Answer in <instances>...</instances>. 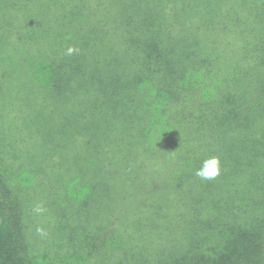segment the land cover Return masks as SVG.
Returning <instances> with one entry per match:
<instances>
[{"label": "trees", "instance_id": "trees-1", "mask_svg": "<svg viewBox=\"0 0 264 264\" xmlns=\"http://www.w3.org/2000/svg\"><path fill=\"white\" fill-rule=\"evenodd\" d=\"M4 92L76 264H264V0H0ZM12 174L0 264H28Z\"/></svg>", "mask_w": 264, "mask_h": 264}, {"label": "rangeland", "instance_id": "rangeland-1", "mask_svg": "<svg viewBox=\"0 0 264 264\" xmlns=\"http://www.w3.org/2000/svg\"><path fill=\"white\" fill-rule=\"evenodd\" d=\"M7 94L9 93L4 92L0 96V127L4 129L3 133L0 134V178L7 172V169H10L11 174L20 171L21 174H12L15 177H10L12 185H6L7 189L10 188L8 189L10 191L7 193L6 201L16 204V196L25 201V197L28 195L32 208H34L32 213L38 214L37 218H32V222H30L26 211L23 212L22 219L26 226L24 244L28 264H76L75 258H78V256L76 252H73L72 248H76L77 245L68 232V228L72 229L71 223L73 224L75 221L70 222L68 227L65 223H61L56 227L52 216L57 213V204L48 203L51 199H47L45 195L39 198V191L42 187L39 189L38 187L43 184L39 179H42L45 173L53 175V171L49 167L51 163L47 161L48 158L43 153H38L37 148H29L25 146L26 143L23 141L19 143V138L16 139L17 141L9 139L12 133L6 131L8 124L10 125V122L19 124L22 115L18 111L17 100ZM18 104L20 103L18 102ZM20 139L22 138L20 137ZM13 146H16L20 152L22 160H15L10 155V152L14 155V151H11ZM2 163L5 164L3 168H1ZM62 173L63 169L60 167L57 180L58 178L59 180L63 178ZM31 176H34L33 179ZM25 177L27 180H25ZM63 190L64 188L58 194H61ZM38 206L44 209L43 216L35 211ZM38 229H41L42 233ZM70 238L72 239L71 241ZM65 240L70 245L67 250L71 249L73 254L66 253L64 244H62ZM68 257H71V259ZM88 258V262L86 261L85 263L83 261L79 264H96L91 256Z\"/></svg>", "mask_w": 264, "mask_h": 264}, {"label": "clouds", "instance_id": "clouds-1", "mask_svg": "<svg viewBox=\"0 0 264 264\" xmlns=\"http://www.w3.org/2000/svg\"><path fill=\"white\" fill-rule=\"evenodd\" d=\"M77 49L69 47L67 49L66 55H72ZM221 165L218 157H211L209 159L204 160L202 167L197 170L196 175L202 179L211 180L217 177L220 174ZM35 211L37 213L41 212L42 209L38 206ZM42 233L41 229H38Z\"/></svg>", "mask_w": 264, "mask_h": 264}]
</instances>
